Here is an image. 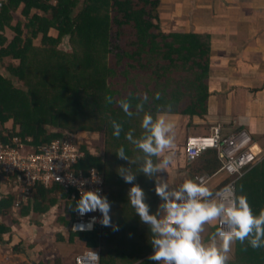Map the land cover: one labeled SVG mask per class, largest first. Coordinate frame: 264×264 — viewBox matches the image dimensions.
<instances>
[{
  "label": "trees",
  "instance_id": "trees-1",
  "mask_svg": "<svg viewBox=\"0 0 264 264\" xmlns=\"http://www.w3.org/2000/svg\"><path fill=\"white\" fill-rule=\"evenodd\" d=\"M160 1L3 0L0 9V126L9 122L11 127V132H0V143L14 137L31 139L36 150L72 135L98 137L93 152L88 145L83 146L81 169H94L101 177L103 196L112 205V223L119 230L99 223L92 231H69L68 236L70 242L77 237L87 249L97 250L99 264H156L148 260L153 253L149 228L129 204L127 193L132 185L118 174L119 168L130 167L137 173L134 183L145 191L151 213L157 212L162 201L155 193L156 180L139 173L143 152L130 144L125 134L134 130L138 138L143 132L144 113L155 117L161 111L159 106L169 102L174 107L167 116L186 120V132L190 128L214 127L206 124L209 35L165 31L160 24ZM7 31L12 39L6 36ZM51 31L57 35L52 36ZM116 67L122 68L127 79L121 96H115L116 91L108 83ZM12 79L22 88L16 87ZM157 92L161 94L159 100L155 98ZM145 94L149 100L144 112L129 119L117 101L130 99L135 111ZM107 95L113 97L112 104L106 103ZM113 119L123 123L119 139L113 136ZM47 127L58 132L49 133ZM77 143L82 147L80 140ZM121 145L133 164L116 155ZM255 155L260 156L256 150ZM153 160L157 163L156 157ZM178 163L189 177L213 175L221 168L212 151L193 163L195 166ZM230 181L225 179L212 188L213 193ZM236 195L247 196L254 214L264 209V159L238 182ZM15 197L13 193L0 198V214L14 207ZM67 198L56 185L38 187L31 202L19 206V210L25 215L31 210L40 214L56 210L57 219L68 225L74 218L75 205ZM6 230L0 224V235ZM245 247L238 241L233 243L227 264H264V248Z\"/></svg>",
  "mask_w": 264,
  "mask_h": 264
},
{
  "label": "crops",
  "instance_id": "crops-1",
  "mask_svg": "<svg viewBox=\"0 0 264 264\" xmlns=\"http://www.w3.org/2000/svg\"><path fill=\"white\" fill-rule=\"evenodd\" d=\"M160 5V24L165 31L209 35L206 124L220 126L224 135L246 131L264 159V0H161ZM200 131L191 130L188 136ZM177 166L183 174L182 165ZM222 178L212 188L220 186L225 181ZM169 184L173 186L171 181ZM10 194L13 192L0 176V198ZM51 214L31 210L25 215L12 209L1 213L0 224L7 230L0 235V264H75V257L87 247L77 237L70 242V223ZM215 222L205 225V243L218 228Z\"/></svg>",
  "mask_w": 264,
  "mask_h": 264
},
{
  "label": "clouds",
  "instance_id": "clouds-1",
  "mask_svg": "<svg viewBox=\"0 0 264 264\" xmlns=\"http://www.w3.org/2000/svg\"><path fill=\"white\" fill-rule=\"evenodd\" d=\"M155 98L159 100L161 94L157 92ZM148 100L149 97L145 94L136 103L135 111L132 110L130 99H120L117 103L131 119L144 112ZM105 101L112 104L113 97L107 95ZM173 107L171 102L160 105L161 111H158L155 117L145 112L141 122L143 132L138 138L134 136V130H129L125 134V139L144 154L139 173L156 180L155 193L162 201L157 212H150L145 191L139 184L134 183L137 173H133L130 167H120L118 171L125 183L132 185L127 193L129 204L135 209L140 222L149 228V242L153 253L148 256V260L156 264H227L231 247L237 241L246 245L245 250L247 247L264 248V209H261L258 215L254 214L246 195H236L232 186L213 193L201 180L189 179L179 187H171L168 181L162 180L158 175L166 170L170 156H164L159 163L154 162L153 157L159 159L166 150L175 148L176 125L167 118V113H170ZM110 123L113 136L119 139L124 131L123 123L114 119ZM116 155L133 164L123 145L118 148ZM223 178L225 179L224 176ZM93 182H98L94 175ZM85 183L87 181L80 182V198L74 202L73 211L78 212L80 216L99 211L102 217L98 222L102 226L112 227L114 231H118L119 226L112 223L110 215L112 205L107 196H102L99 189L84 190ZM5 186L8 187L7 184ZM51 213H56V210ZM54 215L57 218V213ZM215 221H219V227L205 243L202 238L205 225ZM96 222L97 217H92L87 225L80 224L73 230L79 228L83 231L87 228L92 231Z\"/></svg>",
  "mask_w": 264,
  "mask_h": 264
},
{
  "label": "built area",
  "instance_id": "built-area-1",
  "mask_svg": "<svg viewBox=\"0 0 264 264\" xmlns=\"http://www.w3.org/2000/svg\"><path fill=\"white\" fill-rule=\"evenodd\" d=\"M2 6L3 0H0V9ZM85 138L90 140L91 137L86 135ZM77 140L81 139L70 136L40 146L36 150L31 145V139L23 141L14 137L8 143H0V176L10 190L16 194L13 210L28 204L38 187L48 189L56 185L68 195L67 199L70 202H75L80 198V182L87 181L83 184L84 190L99 189L103 196V181L98 173L94 169L88 171L81 169V163L85 157L83 146H87L89 142L81 143V147ZM255 146L256 144L246 131L224 135L220 126H214L208 135L188 136L182 151L187 165L195 163L209 151L215 152L221 165L219 171L213 175H194L192 180H201L212 190L218 177L224 176L225 179L231 181L217 192L227 186H232L236 193L238 182L263 160L255 155ZM93 175L97 177L98 182H93ZM92 217H97L95 224H99V211L90 212L84 216H80L75 211L69 226L70 230L72 232L89 231L87 228L83 231L79 228L75 231L73 228L80 224L87 225ZM99 261V253L94 249H86L75 257V264H99Z\"/></svg>",
  "mask_w": 264,
  "mask_h": 264
},
{
  "label": "rangeland",
  "instance_id": "rangeland-1",
  "mask_svg": "<svg viewBox=\"0 0 264 264\" xmlns=\"http://www.w3.org/2000/svg\"><path fill=\"white\" fill-rule=\"evenodd\" d=\"M20 18H23V17H21V15H20ZM50 34L52 36H56L57 35V33L54 32V31H51ZM6 36H8L10 39H12V33H10L9 31L6 32ZM110 65H111V67L113 66L112 62H110ZM121 69L122 68L116 67L115 73L108 80L110 88L112 90L116 91L115 96H121L123 94L122 93V89H123L124 85L126 84V80H127L124 77V75L121 73ZM12 82H13V84L16 87H18L20 89L22 88V84L19 83L16 79H12ZM173 121L175 122V125H176V127H175V134H176L175 142L177 141L178 144H177V146L174 149L168 150L165 153H163L161 158H159V159L157 158V163H159L160 160L163 159L164 156H170L169 164H168L166 170L160 172L158 175L160 177L162 176L163 180L168 181V183H170V181H171L173 183L172 187H174V185L177 184V183H178V186H179V182L180 181L189 180L190 177H193L195 175V174L194 175L192 174L189 177L187 174L184 175L185 172L182 174L181 173L182 170H181V168L179 166H177V164H178V161H180V163H181V161H185L184 158H183L184 156H183V152H182V147H183V142H184V139H185L186 135H188V132H190L191 130H195V131L198 130V129L190 128L186 132L184 130V127L186 125V120H183V119L180 118V120L177 119V120H173ZM8 123H6L3 126H0V132L2 133V135L6 134L7 132H11V127H10V125ZM209 128H206L205 132H202V130H203V127H202L201 131H200L201 134H204V133L209 134L210 133V129H211V128L210 129ZM46 129H47V131L49 133H57L58 132V130H53V129L49 128V127H47ZM64 134L67 135V136L70 135L68 132H64ZM72 137H74V138L78 137L79 139H81L80 141H81L82 144L85 141H86V143L89 142L88 148L92 152L94 151V147H96V146H93V143L96 144V141L98 140V137H97V139L94 138V139L91 140V138H89L90 140H87L82 135H80V136L72 135ZM177 154H179V156H176V158H175V155H177ZM193 166H195V164ZM184 176H185V178H184ZM14 209H16V208H14ZM16 210H19V209H16ZM54 214H56V213H52L51 215L54 216ZM34 221H37V220L34 219L33 222ZM67 235H69V232H67Z\"/></svg>",
  "mask_w": 264,
  "mask_h": 264
}]
</instances>
